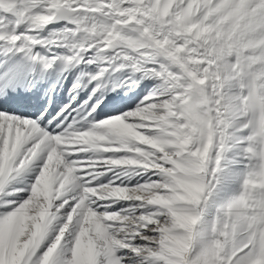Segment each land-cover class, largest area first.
Returning a JSON list of instances; mask_svg holds the SVG:
<instances>
[{"label": "snow or ice", "instance_id": "6c2138e0", "mask_svg": "<svg viewBox=\"0 0 264 264\" xmlns=\"http://www.w3.org/2000/svg\"><path fill=\"white\" fill-rule=\"evenodd\" d=\"M0 45L46 69L106 63L97 81L141 74L112 90L158 80L134 110L94 122L98 84L62 110L77 117L59 134L43 115L0 111V264H264V0H0ZM28 67L6 65L0 96ZM38 159L30 196L5 199ZM222 178L238 195L201 227Z\"/></svg>", "mask_w": 264, "mask_h": 264}, {"label": "bare ground", "instance_id": "6f19581e", "mask_svg": "<svg viewBox=\"0 0 264 264\" xmlns=\"http://www.w3.org/2000/svg\"><path fill=\"white\" fill-rule=\"evenodd\" d=\"M56 26L59 25L57 23L50 24L48 28L41 33V35L48 37ZM21 28H23V26H21ZM2 47L3 45H0V49H2ZM36 51L47 56H67L66 53L62 50L59 51V49H56L55 47H37ZM14 59L25 60L29 67L17 85L7 89L5 95L0 96V111L14 113L23 118H32L34 120H38V118L43 115L45 119L43 121L38 120V123H40L42 129L53 132V134H59L63 130V127L71 124L73 119L77 117V113L75 111H72L71 115H69L67 112L62 114V110L69 104L72 105L73 109H78L85 101H88L85 100L86 92L89 91L93 94V91L97 88L98 84L103 83L105 87L95 93L97 96H100L101 92H103L108 95L110 100L116 98L115 94L112 95V92H116V90L113 91L112 89L114 85L117 84L115 76V73L117 72L109 69L111 73L110 76L108 73H105L99 81L92 79L93 76L99 75L102 68L106 66V63L102 64L97 61L95 67L85 70L83 67L84 63H80L76 66H69L66 65L64 60L58 59L52 68L46 69L42 63L32 61L25 55V53L14 51L5 54L2 50H0V76L3 75L6 65ZM77 81H80L83 86L73 92V86L77 83ZM149 83L150 81L143 82L141 87H144ZM0 87H3L2 80H0ZM129 93L130 91H125L121 94L119 93L120 95L117 96L116 100L122 97V105H129L135 91L131 92L133 95ZM126 96L129 99L126 98ZM93 115L97 118L98 112L96 111ZM65 117H67V119H65ZM48 121L52 122L51 127L48 126ZM58 121L61 123L60 128L55 127ZM91 123L92 121L89 122V126ZM86 155L90 156L91 154ZM39 171H42V167L41 161L38 159L15 181L10 183L9 189L12 190V195L5 196V199L22 200L28 198L30 196L31 183L34 184L35 179L38 178ZM107 175L109 178L111 177V173H108ZM137 178L139 179V177ZM223 182L222 187L220 186V192H216L212 204L208 206L207 213L209 217H207V220L212 217L211 214L217 204L216 199L218 195L225 196V194L232 191L234 187L238 186V184L230 180L225 179ZM118 183L119 182L117 181V184ZM16 189H24V191H16ZM128 203L129 202L120 201L115 207H126Z\"/></svg>", "mask_w": 264, "mask_h": 264}, {"label": "rangeland", "instance_id": "374dc122", "mask_svg": "<svg viewBox=\"0 0 264 264\" xmlns=\"http://www.w3.org/2000/svg\"><path fill=\"white\" fill-rule=\"evenodd\" d=\"M57 24L61 28L59 26H56L55 29H62L64 27V22H62V21L57 23ZM69 27H71V26H69ZM23 30H24V26H23V28H21V31H23ZM55 48L59 49V51L62 50L64 53H66L67 56L72 54L71 50L69 48H67V47H55ZM91 59H94V55H92V54H90L89 56L86 57V60H91ZM95 66H96V62L95 63H87V62H85L83 64V67H84L85 70L93 68ZM115 72H117V71H115ZM140 75L141 74L137 73L135 75V77H133V74H132L131 70L124 68V69H121L120 71H118L117 73H115V76H116V79H117L116 83L118 84V83L124 82L127 79H129L130 77L139 79ZM146 81H150V83L148 85L144 86V87H141L142 83L146 82ZM143 82L141 84H139V86H133L131 88V90H129V87L125 84V86H123L124 88L121 87V89H120V87H118V88L116 87L115 88L116 92H112V95L115 94V97L117 98V96H119L122 92H125V91L129 92L130 91L129 94H131V92L135 91L134 95L131 94V95H133V97H132L131 103L129 105L128 104L127 105H122L123 104L121 102L122 97L118 98L117 100H116V98H113V99L110 100L108 98V95L104 93V95H103V101L104 102L97 109L98 115H97V118L95 119L94 122H100V121L104 120L105 118H113L116 115H119V114H122V113H126L129 110H134L136 108L137 104L145 96H147L152 91V89L158 84V80H156V79H146V80H143ZM115 90H113V91H115ZM120 90H121V92H120ZM90 96L93 98V100H95V96H97V94H95V96H93V94H91V92L87 91L85 100L89 101V97ZM127 96H126V98H128ZM89 102L91 103L92 101H89ZM136 179H138V178H136ZM221 181L222 182L217 186V188H216V190H215V192L213 194L212 200L209 201V203H210L209 205L212 204V202L214 200L213 198L215 197L216 192H220L219 191L220 190V186L222 187V184L224 183L223 181H225V179L222 178ZM133 183H135V181H133ZM32 185H33V183H31V186ZM238 192H239V187L236 186V187H234V189L232 191H230L229 193L225 194V196L218 195V197L216 199L217 204L214 207L213 213L211 214L212 217H210V219L207 220V217H209V215L206 212L204 217H203V219H202L201 227H207L210 224V222L213 220V218H214V215H215V212H216V208L219 205H221V204H226L229 200H231L236 195H238Z\"/></svg>", "mask_w": 264, "mask_h": 264}]
</instances>
